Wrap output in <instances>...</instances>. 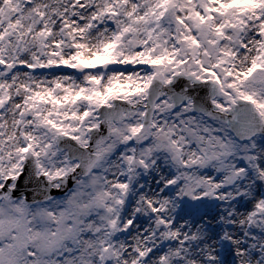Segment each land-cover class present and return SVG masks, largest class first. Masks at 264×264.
<instances>
[{
	"label": "snow or ice",
	"instance_id": "1",
	"mask_svg": "<svg viewBox=\"0 0 264 264\" xmlns=\"http://www.w3.org/2000/svg\"><path fill=\"white\" fill-rule=\"evenodd\" d=\"M0 264H264V0H0Z\"/></svg>",
	"mask_w": 264,
	"mask_h": 264
}]
</instances>
